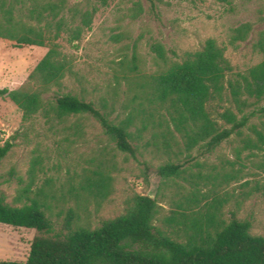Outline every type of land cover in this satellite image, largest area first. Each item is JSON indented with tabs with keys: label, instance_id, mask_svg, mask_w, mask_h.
<instances>
[{
	"label": "rangeland",
	"instance_id": "obj_1",
	"mask_svg": "<svg viewBox=\"0 0 264 264\" xmlns=\"http://www.w3.org/2000/svg\"><path fill=\"white\" fill-rule=\"evenodd\" d=\"M89 1L97 8L90 29L76 42L69 43L65 33L55 41L71 60L72 73L48 97L70 93L109 113L110 119L131 116L134 155L118 150L90 116L59 122L37 115L23 121L13 103L0 99V147L9 140L13 143L0 162V193L6 202H17V195L26 189L20 203L36 199L47 205L57 227L72 210L78 224L93 229L124 214L136 196L155 199L162 218L185 204L186 192L198 190L223 200V219L235 211L237 219L250 221L251 235L264 237L262 154L241 151L237 158L240 143L235 136L203 156H197L195 149L186 152L178 135L177 146L170 142L165 148L155 125L141 130L148 106L134 78L162 66L152 45H161L170 60H178L207 39L225 49L234 73H244L262 59L254 45L264 37V0H151L154 11L149 0H108L105 6ZM244 25L249 29L246 39L231 45L234 31ZM49 43L18 48L0 39V89L25 86ZM133 57L137 70L131 72ZM166 163H183L184 173L161 179L156 169ZM87 180L103 182L101 196L81 189ZM33 236V230L0 224V261H25Z\"/></svg>",
	"mask_w": 264,
	"mask_h": 264
},
{
	"label": "trees",
	"instance_id": "obj_2",
	"mask_svg": "<svg viewBox=\"0 0 264 264\" xmlns=\"http://www.w3.org/2000/svg\"><path fill=\"white\" fill-rule=\"evenodd\" d=\"M97 1L105 6L108 0ZM149 1L154 11L155 5ZM90 2L0 0V39L18 48L44 47L50 42L26 85L0 89V99L13 103L23 121L37 115L59 122L90 116L118 150L134 155L131 116L110 119L109 113L70 93L48 97L72 73L71 60L55 41L65 33L69 43L76 42L90 29L97 11ZM248 30L246 25L237 28L230 44L244 41ZM254 47L262 55L261 61L244 73H234L225 49L214 39L205 40L198 50L185 52L178 60H170L161 45H152L162 66L154 73L134 77L148 106L147 123H142L141 130L146 131L148 124L155 125L165 148L170 142L177 146L178 135L185 151L195 149L197 156L211 153L235 136L240 143L237 158L241 151H250L253 156L262 154L264 159L263 36ZM132 62L130 71L134 72V57ZM12 147L10 140L0 147V162ZM183 167V163H166L156 169V174L168 180L184 173ZM9 178L13 179V173ZM81 189L101 196L105 185L87 180ZM25 193L22 189L13 204L0 193V224L34 231L28 256L23 262L0 264H264V237L251 235L250 221L237 219L235 211L230 212L229 219H223V200L215 195L210 199L198 190L188 191L185 204L162 218H158L155 199L136 196L124 214L91 229L78 224L72 210L57 227L48 216L47 205L36 199L20 203Z\"/></svg>",
	"mask_w": 264,
	"mask_h": 264
},
{
	"label": "water",
	"instance_id": "obj_3",
	"mask_svg": "<svg viewBox=\"0 0 264 264\" xmlns=\"http://www.w3.org/2000/svg\"><path fill=\"white\" fill-rule=\"evenodd\" d=\"M151 198V197H150Z\"/></svg>",
	"mask_w": 264,
	"mask_h": 264
}]
</instances>
